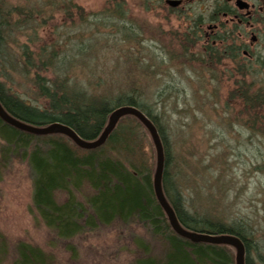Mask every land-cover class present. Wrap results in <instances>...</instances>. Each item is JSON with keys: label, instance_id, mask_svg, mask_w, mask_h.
<instances>
[{"label": "trees", "instance_id": "trees-1", "mask_svg": "<svg viewBox=\"0 0 264 264\" xmlns=\"http://www.w3.org/2000/svg\"><path fill=\"white\" fill-rule=\"evenodd\" d=\"M107 3L111 8L106 10L107 19L124 18L123 1ZM42 5L60 9L67 20L69 10L77 6L70 0H46ZM38 15L34 0L24 3L0 0V57L5 38L13 36L20 27L30 29V33H22L25 40L18 46L19 55L11 59L9 67L31 84L33 97L26 99L7 87L6 76L0 71L2 107L32 125L47 126L54 122L68 125L86 140L99 136L113 109L121 105L137 107L155 125L162 142L161 187L180 225L199 233L235 235L244 246V264H264V233L244 218L233 219L227 208L218 209L216 201H210V206L196 204L190 196L194 193L192 188L185 183L186 191L179 164L184 163L180 159L177 163L162 114L153 112L145 94L140 89L116 92L101 89L100 79L87 89H74L68 72L60 70L71 60L70 51L57 46L55 41L40 42L38 24L32 25ZM116 26L123 36L130 31L135 38V32L126 23ZM87 50L88 45L84 48L80 44L77 51L81 54ZM8 57L11 58L10 55L5 58ZM258 74H261L258 70L250 72L251 76ZM255 84L247 81L244 73L236 76L227 103L240 100L242 108L238 117L250 131L262 134L264 114L259 112L264 107V86ZM12 158L25 161L30 169L35 216L56 238L66 241L65 248L72 256L76 253L70 242L73 238L100 225L137 222L154 241L157 251L150 252V245L136 237L134 245L139 255L128 264H235L236 250L232 245L192 242L172 229L153 190L156 163L153 142L146 127L132 114L121 116L105 142L93 149L78 147L64 133L34 134L0 119V169ZM59 192L65 193L61 200L57 196ZM0 264L56 262L53 254L41 246L25 240L10 243L0 232Z\"/></svg>", "mask_w": 264, "mask_h": 264}, {"label": "rangeland", "instance_id": "rangeland-1", "mask_svg": "<svg viewBox=\"0 0 264 264\" xmlns=\"http://www.w3.org/2000/svg\"><path fill=\"white\" fill-rule=\"evenodd\" d=\"M34 1L39 15L32 25L38 24L40 42L55 41L70 51L71 60L60 70L68 72L74 89H87L98 79L101 89H140L153 112L162 114L177 163L179 159L184 163H179L184 187L192 188L190 196L196 204L210 206L216 201L218 209L227 208L233 219L244 218L264 233V133L250 131L238 117L240 100L227 103L235 75L223 73L219 64L214 65L215 73H201L200 62L184 55L181 20L143 0H123L125 16L120 20L107 19L106 10L111 9L107 2L121 0H70L77 6L69 10L68 20L60 9L44 8L46 0ZM122 23L135 32V38L130 31L124 36L118 32L116 25ZM20 28L4 39L0 71L7 87L30 100L31 84L9 67L25 40L22 33H30L29 28ZM80 44L88 45L85 53L77 51ZM246 79L264 86V72ZM259 113L264 114V107ZM31 195L29 167L12 158L0 169V232L10 243L25 240L41 246L53 254L56 264H128L139 255L136 237L150 245V252L157 251L144 228L130 222L100 225L73 238L72 256L66 241L56 238L35 216ZM57 196L61 200L65 193Z\"/></svg>", "mask_w": 264, "mask_h": 264}, {"label": "flooded vegetation", "instance_id": "flooded-vegetation-1", "mask_svg": "<svg viewBox=\"0 0 264 264\" xmlns=\"http://www.w3.org/2000/svg\"><path fill=\"white\" fill-rule=\"evenodd\" d=\"M143 1L181 20L183 53L200 62L202 73H215L214 65L232 76L264 72V0Z\"/></svg>", "mask_w": 264, "mask_h": 264}, {"label": "water", "instance_id": "water-1", "mask_svg": "<svg viewBox=\"0 0 264 264\" xmlns=\"http://www.w3.org/2000/svg\"><path fill=\"white\" fill-rule=\"evenodd\" d=\"M125 114H132L136 116L147 128L151 136L156 152V166L153 176V188L156 198L161 207L164 209L173 230L180 236L189 238L192 242L206 241L211 243H226L232 245L236 249L235 264H244V246L240 238H238L237 236L231 234L210 235L206 233H199L187 230L182 225H180L173 208L165 199L161 187V176L164 167V151L162 142L155 125L137 107L132 105H121L113 109L109 115L108 122L100 135L94 140H86L79 137L76 132L68 125L59 122H54L47 126H38L23 122L13 115L9 114L0 104V119L5 123L34 134H48L51 132L64 133L68 135L79 147L85 149H93L102 145L105 142L108 134L115 127L120 117Z\"/></svg>", "mask_w": 264, "mask_h": 264}, {"label": "bare ground", "instance_id": "bare-ground-1", "mask_svg": "<svg viewBox=\"0 0 264 264\" xmlns=\"http://www.w3.org/2000/svg\"><path fill=\"white\" fill-rule=\"evenodd\" d=\"M147 129V128H146ZM103 131V130H102ZM101 131V132H102ZM148 131V130H147ZM149 133V132H148ZM100 135V134H99ZM150 135V134H149ZM150 138H151V136H150ZM96 139V138H95ZM94 140V139H93ZM152 140V139H151ZM153 142V141H152ZM75 143V142H74ZM76 144V143H75ZM77 145V144H76ZM154 145V144H153ZM78 146V145H77ZM79 147V146H78ZM81 148V147H80ZM155 148V147H154ZM83 149H85V148H83ZM156 153V152H155ZM155 166H156V163H155ZM155 172V171H154ZM154 176V175H153ZM153 180V179H152ZM153 190H154V188H153ZM154 194H155V192H154ZM155 197H156V195H155ZM157 199V198H156ZM158 201V200H157ZM159 203V202H158ZM160 205V204H159ZM161 206V205H160ZM163 209V208H162ZM164 210V209H163ZM165 212V211H164ZM166 214V213H165ZM167 216V215H166ZM168 218V217H167ZM169 221V220H168ZM170 224V223H169ZM171 226V225H170ZM173 229V228H172ZM236 250V249H235ZM236 253V252H235Z\"/></svg>", "mask_w": 264, "mask_h": 264}]
</instances>
